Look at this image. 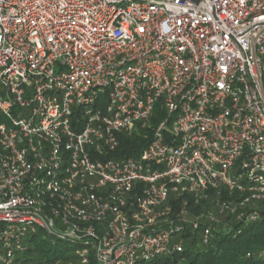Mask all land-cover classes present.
Listing matches in <instances>:
<instances>
[{
	"label": "built area",
	"instance_id": "obj_1",
	"mask_svg": "<svg viewBox=\"0 0 264 264\" xmlns=\"http://www.w3.org/2000/svg\"><path fill=\"white\" fill-rule=\"evenodd\" d=\"M158 106L140 157H112ZM0 119V264L183 253L188 202L174 203L211 189L241 195L213 202L256 223L264 0H0ZM29 236L73 245L76 261H33Z\"/></svg>",
	"mask_w": 264,
	"mask_h": 264
},
{
	"label": "trees",
	"instance_id": "obj_2",
	"mask_svg": "<svg viewBox=\"0 0 264 264\" xmlns=\"http://www.w3.org/2000/svg\"><path fill=\"white\" fill-rule=\"evenodd\" d=\"M165 113L159 106L149 122V127L139 131L133 136H119L120 146L112 155L118 159L134 158L138 159L142 151L147 148L152 140L154 130L159 126ZM1 121V119H0ZM215 190H210L209 199L202 200L195 204L191 196H184L174 203L176 210L183 207V202L187 201L186 207L188 216L199 217L202 214L215 208L214 199L221 202L240 201L241 195L232 194L222 190L221 197L215 195ZM261 218L253 224H246L234 216H228L225 220L226 226H221L216 230V225H210L206 222H200L197 230L193 229L192 224L181 222L184 232L181 235L184 241V252L173 254L167 257L158 258L150 263L144 264H264V203L260 204ZM176 215H173L175 219ZM207 228H211V236L207 244L203 242V234ZM39 237H33L36 239ZM31 250L29 251V253ZM56 258L52 261H76L73 255L64 256L57 248Z\"/></svg>",
	"mask_w": 264,
	"mask_h": 264
},
{
	"label": "rangeland",
	"instance_id": "obj_3",
	"mask_svg": "<svg viewBox=\"0 0 264 264\" xmlns=\"http://www.w3.org/2000/svg\"><path fill=\"white\" fill-rule=\"evenodd\" d=\"M241 200H242V197H240V201ZM240 201H231V202H226V203H229L230 205H236ZM246 208H247V211H252L255 208L260 209V204L256 206L250 205ZM209 214L211 215L209 217H212L213 220L208 218ZM228 216L230 215L227 210H223L221 209V206L219 207L215 205V208L205 213L204 217H201L199 222H206V223H209L210 225H216L215 229L219 230L221 226L223 225L224 227L226 226L225 220ZM198 218L197 217L193 218L189 216L187 217L186 220L188 221L189 224H192ZM24 245L31 249V252L28 255L33 261L34 260L45 261L48 259L56 258L55 252L57 248L60 250V252L64 254V256H70L74 254L73 245L61 243V242L52 240L50 238L45 239L44 236H40L39 238H36V239H31V236H29L28 238L25 239ZM28 258L29 257L27 256L19 255L18 259H21V260L18 261L17 263L21 264L22 262H24V260Z\"/></svg>",
	"mask_w": 264,
	"mask_h": 264
},
{
	"label": "water",
	"instance_id": "obj_4",
	"mask_svg": "<svg viewBox=\"0 0 264 264\" xmlns=\"http://www.w3.org/2000/svg\"><path fill=\"white\" fill-rule=\"evenodd\" d=\"M192 3H194V4H198L199 2H200V0H190Z\"/></svg>",
	"mask_w": 264,
	"mask_h": 264
}]
</instances>
